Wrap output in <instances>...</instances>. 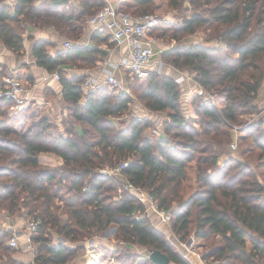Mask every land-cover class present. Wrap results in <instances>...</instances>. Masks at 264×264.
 Returning a JSON list of instances; mask_svg holds the SVG:
<instances>
[{
    "label": "trees",
    "instance_id": "16d2710c",
    "mask_svg": "<svg viewBox=\"0 0 264 264\" xmlns=\"http://www.w3.org/2000/svg\"><path fill=\"white\" fill-rule=\"evenodd\" d=\"M153 2L131 0L125 9L150 12ZM184 2L168 0L169 8L189 13L171 34L178 43L159 57L189 72L202 93L183 96V84L165 72H149L145 83H125L146 108L166 114L162 125L167 138L154 140L144 134L149 119L132 116L116 127L113 118L128 111L130 92L114 93L105 86L86 89L83 72L64 74V63L84 70L106 58L107 52L98 45L73 43L51 54L48 40L32 44L36 64L49 73L58 71L68 111L64 134L51 133L46 117L23 132L13 129L10 118L21 116V110L10 112L13 102L0 98V212L40 221L31 236L36 264H67L84 238L100 236L109 226L116 228L117 244L109 250L118 264H154L134 252L136 246L158 250L170 262L189 264L172 250L147 214L135 217L145 213L135 194L116 197L122 182L149 191L158 207L170 212L176 234L209 239L202 256L209 263L264 264V174L259 180L249 165L234 157L217 163L220 149L231 140L230 124L242 127L239 140L249 139L259 156L264 154V119L243 120V115L260 109L258 94L264 88V0ZM104 5L103 0H14L12 4L0 0V43L21 54L29 27L53 28L63 39L77 42L87 18ZM162 25L151 34L160 36ZM199 30L205 34L204 43H179ZM210 40L223 46L206 43ZM9 74L15 76L0 62V78ZM205 93L213 96L214 104L204 101ZM41 153H53L62 162L50 168L41 162ZM193 160L195 189L186 196L187 164ZM122 162L126 165L115 175L99 171ZM51 233L63 241H51ZM10 237L9 230L0 228V264L16 250L8 243ZM102 246L109 248L97 244ZM11 260L24 264L20 258Z\"/></svg>",
    "mask_w": 264,
    "mask_h": 264
},
{
    "label": "rangeland",
    "instance_id": "374dc122",
    "mask_svg": "<svg viewBox=\"0 0 264 264\" xmlns=\"http://www.w3.org/2000/svg\"><path fill=\"white\" fill-rule=\"evenodd\" d=\"M153 1H154L153 2L154 5L148 10L150 12H157L158 14L164 17V23L160 27V30L157 31V33L159 34L162 33L160 34V36H158V43L160 44L164 43L165 45H161V46H163L164 48H170L171 45L173 44L176 45L178 43V41L171 38L172 36L171 34H173V30H175L174 28H176V26L180 23V21H182L184 14H188L189 12L185 13L184 10L178 11V10H173L169 8L168 0H153ZM184 5H188L186 0L184 2ZM65 41H67V39H65ZM193 42L204 43L205 42L204 32L199 30L193 35L182 38L179 41V43L181 44H191ZM206 43L217 46L219 43H221V41H219V43H215L214 41H206ZM183 72L187 73L191 78L190 83H189L191 87L188 90V92H189V95H192L196 87L195 84H193L192 82L194 80L189 72L187 71H183ZM144 80L138 79V78L135 79V77L133 78L128 77L125 82L129 81L130 84L134 83V85H136L137 83H141V82L145 83ZM125 87L127 89L126 92H130L132 102L129 106L128 111H126V113H124L118 118L117 117L113 118V121L115 122L116 127H121L122 123L126 122V120L132 116L137 117V118L144 116V117H147L150 121L149 128L145 129L144 131V134L146 136L154 140L157 139L158 137L167 138V134H165L163 130L164 126L161 123V121H164L166 114L164 112L157 113V112L150 111L148 108H146L144 103L138 98V93L135 90L128 88L126 84H125ZM113 92L119 93L117 91H113ZM259 95L260 97L264 98V88L260 89ZM263 98H261L262 99L261 102L257 101L259 102L258 105L260 109L256 113H253L251 115H243L244 121L250 122L253 119H258V118L264 119V100ZM29 106L31 105H28V107ZM33 110H34V113H38V114L43 113V109L39 105L34 106ZM30 115L29 114L25 115L24 120L22 119V117L19 118L17 115H15L14 118H10V121H13L12 122L13 129L18 130L19 132H23L22 130L27 128V126L30 123L32 122L34 123L36 120L30 118ZM67 116H68V111L66 109V116L62 117L63 120H61V123H62L61 126L56 127V128L52 127L54 126V123H55L54 121H52V117H48V119L50 120L49 122L51 123L49 131L53 133L54 135L64 134V129L66 128V125H68L67 124L68 122L66 124L64 123V119ZM21 119L23 120L22 121L23 125L22 124L19 125L20 123L19 121ZM230 126H231V132H230L231 140L229 143L225 144L223 148L220 149L221 153L219 154V159L217 163L221 165L223 163V160L226 159L228 156L234 157L240 160L241 162L249 165L250 168L256 173L257 178L259 180H262L263 174H264V154H261L259 156L260 151L253 148V146L249 144V141H250L249 139H246V138H244L243 140L238 139L240 135L239 131L242 128L241 126H237L236 124L235 125L230 124ZM168 141L170 142V144H172V140H168ZM232 143L236 144L235 149L231 147ZM39 156H40L41 162L43 164L50 166V168L57 167L58 165L61 164L60 159H57L54 155L50 153H41ZM187 165H188V168H187L188 169V180L184 182V189H183L184 194L186 196L187 194L191 192V190L193 191L195 189L194 172H193L194 171V160L188 163ZM105 168H111V167H102L101 170ZM56 203L59 204L57 201ZM174 205L175 203L172 204V206ZM0 215H1V212H0ZM153 219H155V217ZM153 219L151 220L152 225L161 231L163 238L170 244L172 250L178 253L179 255H181L182 257H184V259L189 264H203V263L207 264L209 262L208 260H204V259L202 261L199 260V257L201 258L204 255V253L207 250V247L210 245L209 239L197 238L196 236H194L193 233L182 237V235L176 234L175 231L172 230V224L170 223L169 224H166V223L157 224L156 222L158 221L156 220L153 221ZM26 220L27 218L24 217L22 214H20V215L12 216L11 218H9V221L7 222L11 224L14 223V225L19 229L21 226V221L25 222ZM113 227L115 226H109L106 229L113 228ZM105 230L102 232L100 236H97L94 238L93 237L84 238L79 243L80 245H82V248H75L74 253L71 256H69L67 264H118V261L115 255L109 250L110 248L113 249L115 245L117 244L116 236L114 233L116 231L110 230L109 232H107ZM102 237H105L107 239H103ZM50 238H51V241H54V242L63 241L62 236L55 235V234L52 235V233L50 235ZM99 243L107 245L109 247L108 250L103 249L104 246H102V248H98L97 244ZM120 249H122V247ZM134 249H135L134 252L149 259V254L151 251L145 248L142 249L137 246L134 247ZM92 250H94L95 253ZM9 256H10V259L7 258L6 263L4 262L2 264H13L14 261L11 259H15V258H20L22 260L26 259L25 253L22 252V250L19 248L18 249L16 248V250H14L13 252H10ZM89 256H92V257H89ZM169 264H176V263L170 262Z\"/></svg>",
    "mask_w": 264,
    "mask_h": 264
},
{
    "label": "built area",
    "instance_id": "2783aa9c",
    "mask_svg": "<svg viewBox=\"0 0 264 264\" xmlns=\"http://www.w3.org/2000/svg\"><path fill=\"white\" fill-rule=\"evenodd\" d=\"M131 0H117L116 4L105 3V5L91 14L86 20V26L90 31L107 32L111 36L116 45L124 47V54L120 56L119 60L113 61L107 59L103 67V77H98L92 73H85L83 80V87L86 89H99L103 86L117 92L127 91L125 81L127 78L120 76L122 72L128 77H135L138 79H145L149 72H162L164 66L167 65L162 59L157 58V51L154 43L157 41L156 37L151 34V30L157 25L164 23V17L157 12L132 13L125 9V5ZM64 48L67 49L73 45V42L65 41ZM108 56V55H107ZM109 58V56H108ZM176 72L174 73V80L183 84L190 80V76L175 67H171ZM11 74V73H10ZM7 75L0 78V98L13 102L14 107H23L29 102V92L24 84L15 76ZM53 77L57 80L59 75L57 72L53 73ZM197 92H194L195 94ZM198 93H202V89ZM189 95V92H184L183 96ZM204 101L212 105L215 100L212 95L205 93ZM148 119L147 117H139V119ZM163 123V121H161ZM231 147L236 148V144L232 143ZM126 165V162L120 163L113 168L100 169V172L109 176L120 172L121 168ZM116 197L120 198L124 192H132L137 196V199L145 205V213L136 214L137 219L147 214V207L158 212L160 221L169 224L171 220L170 212L166 209L159 208L154 196L145 189L134 186L128 182L118 184L116 188ZM39 220L35 218H27L24 222V232L22 243L23 249L30 252V259L27 264H36L34 260L35 244L31 236L37 230ZM0 228L7 229L11 232V237L8 240L10 246L20 248L19 235L15 233L13 225L7 221H1ZM202 261L203 258L199 257ZM206 264V263H203ZM211 264V263H207Z\"/></svg>",
    "mask_w": 264,
    "mask_h": 264
},
{
    "label": "crops",
    "instance_id": "0c3cea01",
    "mask_svg": "<svg viewBox=\"0 0 264 264\" xmlns=\"http://www.w3.org/2000/svg\"><path fill=\"white\" fill-rule=\"evenodd\" d=\"M14 0H7L8 3L12 4ZM105 3H111V4H116L117 0H103ZM78 0H73V3H77ZM153 35V34H152ZM156 37L157 41L154 43L155 45V49L157 51V58H160L159 55L161 52L165 51L166 49L169 48H164L161 45H165L164 43H158V37ZM106 38V40H105ZM23 50L21 52V54H17L14 53L12 51H10L8 48H6L2 43H0V62L3 63L4 65H6V67L8 68L9 72H14L15 76L24 84V86L28 89L29 92V102L23 106V107H12L9 109L10 112H19L21 110V112H19L22 117V119H25V115L27 114H31L30 118L34 119V120H38L39 118L42 117H52V121H54V126H52L53 128L59 127L61 126V120L63 116L66 115V102L63 98L62 95V86L59 82V80H57L56 78L53 77V73L58 71H53L51 73L47 72L44 68L38 66L34 60V57L31 53V48H32V44L35 40L37 39H46L50 42L51 46L48 48V50L50 51L51 54H55V52H59V51H64V41L65 39H63L62 37L59 36L58 32L56 30H54L53 28H44V29H38V28H32L29 27L25 33L23 34ZM210 41H214L215 43H219V41L216 40H210ZM70 42H73L72 40H70ZM74 44H81V45H98V47L100 49H103L107 52L106 58H104L103 60H99L96 62V65L92 68H86V69H80L75 67L74 65L70 64V63H64L62 64V68L64 70V74L66 76H72L75 74H79L81 72H83V74L87 73H92L95 76L98 77H103V67L105 65V61L107 59L113 60V61H117L119 60L120 56L124 54L125 50L124 47L121 45H116V43L111 40V36L109 35V33L107 32H101V31H90L89 27L85 26L82 29V32L80 34V37L78 38L77 42H73ZM174 46L171 45V47ZM217 46H223V43H219ZM172 66H164L163 71L165 73H170L172 74V76H174V73L176 72L175 70H173L171 68ZM120 76L125 78H128L127 75H125L124 73L122 74V72L119 74ZM193 84H195V90L194 92H198L200 90V86L195 82L192 81ZM126 83V82H125ZM190 80L185 81L183 83V88L184 90L186 89V91H188L190 89ZM261 98L260 95L258 94V101L261 102ZM264 100V98H263ZM28 105H31L28 107ZM39 105L41 106V108L43 109V113L42 114H38V113H34V106ZM34 117V118H33ZM38 118V119H36ZM20 120L18 123L19 125L22 124L23 120ZM33 123V122H32ZM30 123L27 128H25L22 131L27 130L31 124ZM52 128V129H53ZM63 128V127H61ZM58 130V129H57ZM59 131V130H58ZM52 155H54L57 159L61 158L56 156L53 153H50ZM40 158V156H39ZM147 215L149 216V218L152 220L154 217L155 219H153V221H158L156 222L157 224H162V222L160 221V217L158 215V212L154 209H152L151 207H147ZM152 218H151V217ZM12 216H8L6 215L4 212H1L0 215V223L1 221H9V218H11ZM4 219V220H2ZM22 220V219H21ZM14 229H15V233H17L19 235V242H20V248L22 250V252L25 253L26 259L23 260V263L27 264L28 260L30 259V252L28 250H24L22 247V243L24 242L23 238V228H24V221H21V226L18 229L14 223H12ZM116 231V230H115ZM115 233V232H114ZM103 239H107L105 237H102ZM85 254V253H84ZM85 256V255H83ZM27 260V261H26ZM25 261V262H24Z\"/></svg>",
    "mask_w": 264,
    "mask_h": 264
},
{
    "label": "water",
    "instance_id": "95a60500",
    "mask_svg": "<svg viewBox=\"0 0 264 264\" xmlns=\"http://www.w3.org/2000/svg\"><path fill=\"white\" fill-rule=\"evenodd\" d=\"M110 230L115 231L116 228L115 227L108 228L105 231L109 232ZM149 259L154 264H169L170 263L168 256L158 250L151 251L149 254Z\"/></svg>",
    "mask_w": 264,
    "mask_h": 264
},
{
    "label": "bare ground",
    "instance_id": "6f19581e",
    "mask_svg": "<svg viewBox=\"0 0 264 264\" xmlns=\"http://www.w3.org/2000/svg\"><path fill=\"white\" fill-rule=\"evenodd\" d=\"M89 257H92V256H89Z\"/></svg>",
    "mask_w": 264,
    "mask_h": 264
}]
</instances>
